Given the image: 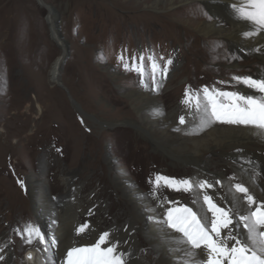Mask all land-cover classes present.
Here are the masks:
<instances>
[{
	"label": "rangeland",
	"instance_id": "rangeland-1",
	"mask_svg": "<svg viewBox=\"0 0 264 264\" xmlns=\"http://www.w3.org/2000/svg\"><path fill=\"white\" fill-rule=\"evenodd\" d=\"M155 3L156 0H0V264H5L6 255L11 256V264H26L25 253L30 247H24L26 229L37 227L36 217L43 219L41 231H46L48 239L54 236L58 240V217L71 199H63L62 195L69 189L79 196L77 208L85 207L78 208L77 221L81 224L112 222L108 218V199H97L102 188L108 186L115 204L113 191L121 193L117 180H124V188H132L155 207L161 219L160 207L166 201L159 195L161 191L173 201L189 202L188 208L197 204L195 187L192 191H175L163 186V181L160 188L155 187L158 176L180 181L194 176L195 167L174 161L153 147L147 134L130 121L138 115L127 94L156 89L149 57L154 56L161 67L172 59L166 78H161L159 70L155 74L159 85L155 96L166 115L176 113L177 122L180 117L188 122L197 114L185 129L190 130L197 128L200 114L187 110L185 93L202 95L205 87L239 91L240 83L233 77H252L257 60L242 57L228 42L225 45L204 40L193 31L196 24L207 20L208 13L199 1L179 2L175 7L166 0L158 7ZM47 6L58 12L59 36L68 43L60 70L61 86L51 80L54 63L63 51L53 37ZM141 56L145 58L143 77L135 70H125L124 63ZM237 62L238 68L230 69ZM118 78L125 79L124 86ZM144 83L149 87L145 88ZM96 140H101L103 158L95 154L88 161L91 144ZM210 162L215 172L235 175L229 164L214 159ZM92 174H97L95 180ZM29 181L38 189L34 202ZM215 181L218 179L214 178V184ZM43 198L54 201L49 204L52 217H43ZM137 206L144 207L140 202ZM98 208L102 210L100 217L95 215ZM151 220L154 219H140L139 228H147ZM112 226H101V231L109 233ZM32 235L37 242L35 261L42 264V257H46L43 244H39L35 233ZM135 239L147 246L144 235L138 234ZM50 248L53 262L60 244L57 241ZM150 255L151 261L159 264L155 254Z\"/></svg>",
	"mask_w": 264,
	"mask_h": 264
},
{
	"label": "bare ground",
	"instance_id": "bare-ground-1",
	"mask_svg": "<svg viewBox=\"0 0 264 264\" xmlns=\"http://www.w3.org/2000/svg\"><path fill=\"white\" fill-rule=\"evenodd\" d=\"M193 1L194 0H166L171 7H175L179 2H186L185 4H187ZM197 1L202 4L208 14L207 20L196 24L193 31L204 40L208 39V41L220 42L219 44L222 42H224V44L225 42H228L230 47L238 50L242 57L250 58L252 61L257 60V68L256 71H254L252 78H264V33L251 38L244 35L245 32L252 30L253 26L240 21L233 12L232 5L239 4L241 0ZM39 2L41 3V0H39ZM163 3H165V0H156L155 7H158ZM47 9H49L51 15L49 22L53 37L63 51V55L54 63L51 80L54 84L61 86L60 70L64 55L68 50V43L65 40L63 41L61 36H59L56 24L58 12L53 7L47 6ZM238 64L239 63L237 62L236 65L231 64V66H228L230 69H237ZM117 80L121 82L120 85L124 86L123 81L125 79L118 78ZM238 86L241 94L260 95V93L246 87L242 83ZM155 93V88H150L149 92L145 93L143 91L133 90L127 94V97L130 98L132 106L138 115L137 119L130 121H132L139 130L147 134L153 147L157 151L174 161L194 166L196 173H193L194 176L192 177H186V179L189 178L194 182L208 180L209 182L214 183V178H217L220 183L217 185L214 184V187L210 190L211 192L207 189L206 191L207 193L210 192L209 195H212L213 199L221 206L232 207V203H229V201L234 202L235 196L243 195L231 190V186L235 183H243L249 188L250 193L257 199V201H264V136L259 135L255 129L249 127L221 124L219 122L205 126L202 130L199 128L200 123H197V128L185 130L189 129V126L193 124V119L197 117V114H194L195 117L192 115L191 119H189L188 122H185V126H183V124L177 122L178 120L175 112L168 115L164 113L161 106L162 103L159 102ZM186 108L188 111L194 110L191 104H187ZM181 129H184L185 132L182 133ZM100 147L101 140H96L94 144H91L90 157H87L89 159L88 161H90L95 154H98L97 156L102 160L104 154L101 152ZM106 158L111 159L109 156ZM212 159L216 162L218 161L229 164L235 175L231 174V177H228L219 171L215 172L214 166L210 162ZM96 176L97 174H92V179L95 180ZM99 182L101 183L102 180ZM66 185L67 189H69L70 184L66 183ZM126 185L127 183H125L124 180L116 181V187L121 189V193L117 192L116 194L113 191L116 200L114 201L115 204H113V195L109 193L111 187L107 186L105 187L106 189L102 188L103 191L100 195L101 198L98 197L99 199H97V201L100 200V202H102V200L106 201L108 199V202L110 203L108 218L112 219V222L108 223L106 221V223L102 220L103 222L99 223V225L79 223L77 221L79 196L70 193V189L67 194L62 195L63 199H71L66 203V208L64 207L62 209L58 217L59 227L61 229L60 234L57 237V241L60 244L58 257L55 260V257L53 256L54 261L52 262V256L49 255V249L51 251V248L48 247V249L45 250V245L43 244L42 247L45 250L44 253L46 254V257H42V264H61L65 259L66 251L70 247L91 246L98 240L99 236L102 235L103 230L101 231V226L106 225L108 227L113 224H116L118 227L112 226L113 230H109V240L119 242V250L124 252L126 264H154L150 259L153 258V256L150 255V252L155 254L158 258L159 264H184V262L189 259L184 254V248L186 245L176 242V238L180 237L181 234L175 233L172 229L167 228L163 221L166 219V212L168 209L182 207L188 208L190 203H187V201V204L183 201H173L169 194H163V191H158L159 195L165 196L166 199V201L163 202V206L160 207L163 216L161 219V217L156 214L157 209L155 207L149 202L144 201L138 192L135 190L132 191V188H124ZM28 188L32 196V201L34 202L38 195V189H36L33 181L28 182ZM195 192L198 193L196 188ZM202 195V192L198 195L197 204L194 203L192 208V210L198 215H203L207 209V205L203 202ZM220 197H226V199L221 201ZM73 198L77 200L76 203L73 202ZM43 199L44 204H46L43 208L45 213L43 217H52V210L50 209L49 204L52 203L53 200ZM124 199L126 200L125 202ZM138 202L142 203V206L144 207H138ZM84 208L85 207L82 205L79 209L82 210ZM241 210L243 211V208H241ZM95 212L96 216L100 217L102 215V210H99V208L96 209ZM207 215L211 216V213L209 212ZM96 216L93 217L96 218ZM146 218H152L154 220L149 222L147 228H139V220ZM36 219L38 220L37 227L41 231L43 229V219L37 217ZM81 225H86L87 227L83 233L78 235L76 230ZM44 234L46 239H48L46 231ZM138 234L144 235L147 246H145L140 240L137 241L135 239V236ZM34 239L35 238L32 235V243H29V234L28 232L26 233L24 247L30 245L26 253L31 252L34 254V260L32 262L24 260L26 264H38L37 261H35L37 242ZM104 246L106 247L108 245ZM10 258L11 256L6 255V259H4L5 264H11ZM139 258H142L144 262L142 261L141 263ZM197 258L199 259L200 257Z\"/></svg>",
	"mask_w": 264,
	"mask_h": 264
},
{
	"label": "snow or ice",
	"instance_id": "snow-or-ice-1",
	"mask_svg": "<svg viewBox=\"0 0 264 264\" xmlns=\"http://www.w3.org/2000/svg\"><path fill=\"white\" fill-rule=\"evenodd\" d=\"M232 9L240 21L253 26L252 30L244 33L246 37L251 38L264 33V0H241L239 4H233ZM144 59L143 56L138 60L132 58L131 63H124L123 66L126 71L135 70L143 77L146 71L143 66ZM160 59L163 60V57ZM120 60L123 61L124 57L121 56ZM149 60L152 69L151 80L156 84L157 70L160 71L161 78H166L167 66L172 65L173 61L167 59L165 66L161 67L154 56L149 57ZM233 79L260 95L210 90L205 87L202 89V95L186 92L185 104H191L194 111L200 114V130L219 122L249 127L264 136V78L237 76ZM144 87L148 88L149 84L144 83ZM158 88L159 85L156 84V89ZM184 123V117H180V124ZM161 181L164 182L163 186L175 191H192L195 187L198 190L197 194L203 193L202 199L207 205L203 215H198L187 207L170 208L166 212L163 223L175 233L181 234L176 238L177 243L186 245L184 254L189 259L184 264H264V201H257L248 187L243 183L232 185L231 190L243 195L235 196L234 202L229 201L232 207H225L207 193L206 189L214 187V183L208 180L176 181L158 176L155 181L156 188L162 186ZM219 183L220 181H215V184ZM225 199L226 197H220L221 201ZM209 212L211 216L207 215ZM86 227L79 226L77 234L83 233ZM26 231L29 234V243H32L31 236L35 233L39 242L45 245V250L57 243L54 236L46 239L38 227L29 226ZM109 236L110 234L105 232L91 246L70 247L61 264H126L125 254L119 250V242L110 241Z\"/></svg>",
	"mask_w": 264,
	"mask_h": 264
},
{
	"label": "water",
	"instance_id": "water-1",
	"mask_svg": "<svg viewBox=\"0 0 264 264\" xmlns=\"http://www.w3.org/2000/svg\"><path fill=\"white\" fill-rule=\"evenodd\" d=\"M31 255V259H29V256ZM25 259L26 261L28 262H32L34 260V254L31 253V252H27L26 255H25Z\"/></svg>",
	"mask_w": 264,
	"mask_h": 264
}]
</instances>
